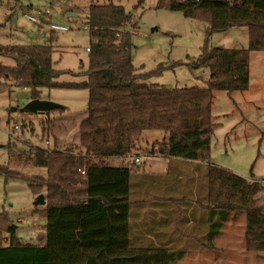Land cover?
<instances>
[{"label":"trees","instance_id":"trees-1","mask_svg":"<svg viewBox=\"0 0 264 264\" xmlns=\"http://www.w3.org/2000/svg\"><path fill=\"white\" fill-rule=\"evenodd\" d=\"M141 4L144 0H138ZM160 6L182 11L185 17L208 24L207 40L199 58L188 67L208 69L203 88L153 85L161 72L138 73L133 64L132 15L124 7L92 4L88 25V68L65 72L55 67L53 45H0V56L14 66L0 63V87L13 80L39 99L42 89H87L86 116L80 121L79 152L57 148H30L12 156L0 174L19 177L10 165L45 168L30 188L45 195V234L40 244H23L6 214L0 215V264H177L188 253L181 245H136L131 239L130 217L134 204L131 169L111 166L116 158L140 156V139L146 131H163L157 142L159 156L190 162H209L215 124L212 107L218 91H246L250 86V52L264 51V0H160ZM246 27L247 49L209 46L216 32ZM82 76L80 82H60L63 74ZM57 111L65 112L63 106ZM51 122V121H50ZM49 126L52 127V123ZM49 127V129H50ZM154 147L149 152L155 156ZM208 191L195 206L207 213L213 229L206 237L212 247L225 223L239 214L246 219L247 250L264 253V204L257 196L264 184L209 164ZM195 207V208H196ZM4 233L9 241L4 245Z\"/></svg>","mask_w":264,"mask_h":264},{"label":"rangeland","instance_id":"rangeland-1","mask_svg":"<svg viewBox=\"0 0 264 264\" xmlns=\"http://www.w3.org/2000/svg\"><path fill=\"white\" fill-rule=\"evenodd\" d=\"M114 4L124 7L132 15L135 28L132 30L133 64L138 73L163 70L148 82L166 88H203L210 77L208 69H190L189 58L197 59L202 54L208 24L184 16L182 11H171L160 6V0H0V45H53L55 67L65 72L87 70L89 61L90 28L89 7L92 4ZM51 7L53 14L44 16L42 24L30 20L26 14L32 9ZM70 17L67 18V15ZM75 14L76 16H73ZM56 21L68 25L69 31H52L49 23ZM209 46L224 49H247L249 33L246 27H235L216 32L209 39ZM0 63L14 66L11 58L0 56ZM85 78L63 74L60 82H80ZM41 100L54 102L65 108L60 119L57 111L49 114H30L23 108L32 100V91L18 87L8 80L0 87V166H8L12 156H19L30 148H57L79 152L78 122L68 119L87 113L88 90L71 88L42 89ZM70 116V117H68ZM215 124L211 139L209 161L212 165L230 170L247 179L264 184V51L250 52V86L246 91L227 93L218 91L212 107ZM51 121V122H50ZM52 125L50 127L48 124ZM20 129L15 134L14 126ZM50 127V129H49ZM167 137L163 131H146L140 139V163L133 156L112 159L109 164L131 169L132 197L143 186H152L150 171L167 172V160L149 152L157 142ZM49 140L50 145L45 144ZM162 157V156H161ZM20 172L19 177L0 174V215L6 214L15 226L18 240L23 244H40L45 234V205H34L37 198L30 188L35 176H47L45 168L10 165ZM164 166V167H163ZM163 167V168H162ZM166 169V170H165ZM164 171V172H163ZM178 180L174 172L160 179L170 187H180L181 203L189 206L203 199L208 191L206 175L196 176L188 169L181 171ZM206 174V173H205ZM142 195V194H139ZM45 196V195H44ZM264 204V192L257 196ZM201 213L202 217H194ZM194 226V241L188 239L184 247L186 256L177 264H264V253L245 249L246 219L244 214L229 219L221 232L232 247L228 252L201 250V242L209 244L206 235L212 231L207 213L197 207L191 217ZM133 220V218H132ZM134 222L132 221V224ZM205 237H203V236ZM8 244L9 234L4 233Z\"/></svg>","mask_w":264,"mask_h":264},{"label":"crops","instance_id":"crops-1","mask_svg":"<svg viewBox=\"0 0 264 264\" xmlns=\"http://www.w3.org/2000/svg\"><path fill=\"white\" fill-rule=\"evenodd\" d=\"M64 116H60V119L62 120ZM85 116L86 113H83L82 115H75L74 118L68 116L70 117L68 119L78 122V128L80 121ZM157 158H163L165 162L167 160V172L150 171V177L154 179L152 186L147 187L146 185L139 188L136 193L139 192L142 195H136L137 199L132 198L134 204L131 208L130 217L131 239L136 245L172 246L179 244L184 246V242L188 239L192 241L195 239L194 232L189 233V229L193 228L195 224L191 217L196 206L194 203L189 206L186 205V202L182 204L181 202L185 198L179 194L180 187H170L160 179H164L170 172H174L177 179L182 180L184 176L181 171L183 169H188L196 176L205 175L207 166L211 163L210 161L190 162L161 156ZM194 217H202V214H195ZM223 235L224 233L221 232L214 239L212 247H204L202 250L207 249L206 251L215 253L219 251L228 252L232 247ZM245 249L247 250L246 240Z\"/></svg>","mask_w":264,"mask_h":264},{"label":"built area","instance_id":"built-area-1","mask_svg":"<svg viewBox=\"0 0 264 264\" xmlns=\"http://www.w3.org/2000/svg\"><path fill=\"white\" fill-rule=\"evenodd\" d=\"M31 12L32 13L29 12L28 14H26L27 17L30 20H32L35 23H37L38 25L39 24H42L41 19L44 16H48V15L53 14V11H52L51 7H44L43 9H32ZM48 25H49V27H50V29L52 31H69L71 29L68 25L61 24V23H58L56 21H53V22L49 23ZM128 30L132 33L133 28L132 27H128ZM19 129H20V126L19 125H15L14 126V132H15V134L18 132ZM45 144L47 146H49L50 145L49 140H46ZM155 155H159L158 152H156ZM135 161L137 163H140V158L137 157L135 159Z\"/></svg>","mask_w":264,"mask_h":264},{"label":"water","instance_id":"water-1","mask_svg":"<svg viewBox=\"0 0 264 264\" xmlns=\"http://www.w3.org/2000/svg\"><path fill=\"white\" fill-rule=\"evenodd\" d=\"M76 16L75 14H72ZM70 17V14L67 15V18ZM60 105L41 99H32L24 108L23 111L30 114H49L52 110L58 108ZM46 199L44 194H40L34 201V205H45ZM12 228L15 229V226L12 225Z\"/></svg>","mask_w":264,"mask_h":264}]
</instances>
